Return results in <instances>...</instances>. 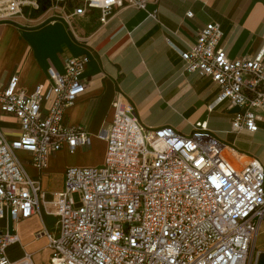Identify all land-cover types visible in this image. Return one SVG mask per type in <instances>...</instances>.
<instances>
[{
    "label": "built area",
    "instance_id": "obj_1",
    "mask_svg": "<svg viewBox=\"0 0 264 264\" xmlns=\"http://www.w3.org/2000/svg\"><path fill=\"white\" fill-rule=\"evenodd\" d=\"M150 2L157 0H53L61 11L51 16L69 25L98 10L103 25L114 9L133 8L156 19ZM23 8L38 10L39 0H0V22ZM222 36L219 22L204 25L180 53L182 68L216 84L217 103L210 110L223 101L236 108L231 132H254L255 109L264 107V44L253 56L230 58ZM87 61L85 55L66 58L62 72L48 71V87L29 93L17 90V75L0 86L1 111L20 124L15 139L0 131V264H32L29 253L8 258L7 247L19 237L7 220L42 214L55 218V233H36L48 240L50 264H258L264 166L228 147L206 123H196L188 134L168 125L146 128L115 100L112 120L99 133L106 142L103 164L66 168L62 189L52 192L26 172L19 150L43 169L64 145L72 152L90 144L81 125L63 122L65 110L85 91Z\"/></svg>",
    "mask_w": 264,
    "mask_h": 264
},
{
    "label": "crops",
    "instance_id": "obj_2",
    "mask_svg": "<svg viewBox=\"0 0 264 264\" xmlns=\"http://www.w3.org/2000/svg\"><path fill=\"white\" fill-rule=\"evenodd\" d=\"M39 3L38 10L23 8L13 19L0 22V86H6L10 77L17 75L18 91L29 93L38 85L46 88L50 69L62 72L66 58L88 57L82 74L85 91L65 110L63 122L68 126L81 125L90 134V144L72 152L64 145L48 156L43 169L30 163L29 153L17 151L27 157L18 156L26 172L39 179L48 192L62 189L66 168L103 164L106 142L99 133L112 120L115 100L131 108L146 128L168 125L188 134L196 123H206L217 137L219 129L211 124V115L218 105L211 110L209 106L217 103L218 88L209 77L184 72L180 53L195 42L204 25L213 21L221 25L220 45L230 58L253 56L264 44V0H157L148 4L149 10H156V19L144 10L114 9L103 25L98 10H88L68 25L51 16L54 11H61L51 6L53 0L46 6ZM225 108L226 133L236 134L225 144L256 157L264 166V107L255 109L259 120L254 132H231L236 108H228L227 104ZM157 109L166 110L171 119H155L153 113ZM0 131L9 140L20 134L17 118L1 109ZM91 151L97 157L87 162L85 158ZM52 176L58 177L60 184L50 190ZM50 218L53 224H48ZM7 227L19 237L6 249L9 259L29 253L32 264H50L48 240L36 233L44 228L55 233V218L42 214L17 222L8 219ZM45 248L43 261L40 252ZM255 248L261 252L258 264L261 258L264 264V217Z\"/></svg>",
    "mask_w": 264,
    "mask_h": 264
},
{
    "label": "rangeland",
    "instance_id": "obj_3",
    "mask_svg": "<svg viewBox=\"0 0 264 264\" xmlns=\"http://www.w3.org/2000/svg\"><path fill=\"white\" fill-rule=\"evenodd\" d=\"M39 2H41V4L43 6H46V5L50 4V0H39ZM226 104H227L226 101L221 102L217 107H215V109H214V111H213V113L211 115V124L215 128L219 129L217 131V138L222 140L224 143H226L227 139H232L233 137L236 136V134H230L229 132H228L229 134L226 133V111H225ZM153 117H155V119H157L158 121H165V120L171 119V116L169 115V113L166 110H164V109L155 110L154 113H153ZM238 144H239V142H238ZM17 154L21 158H27L24 155V153H22V152L17 153ZM87 155L88 156L85 158L86 159L85 161H87V162H93L96 159V157H97V154L94 151H91ZM86 165H91V164H86ZM52 179L53 180L49 181V189L53 190V189L59 188V184H60L59 178L58 177H53ZM73 197H74L75 200L78 199V195L76 193L73 195ZM47 220H48V224H53V222H54V220L51 219V218L47 219ZM46 252H47V248L43 249L40 252L41 257L43 256V261H45ZM260 264H263V259L262 258L260 260Z\"/></svg>",
    "mask_w": 264,
    "mask_h": 264
},
{
    "label": "bare ground",
    "instance_id": "obj_4",
    "mask_svg": "<svg viewBox=\"0 0 264 264\" xmlns=\"http://www.w3.org/2000/svg\"><path fill=\"white\" fill-rule=\"evenodd\" d=\"M229 149V148H228ZM230 160L232 159V158H229Z\"/></svg>",
    "mask_w": 264,
    "mask_h": 264
}]
</instances>
